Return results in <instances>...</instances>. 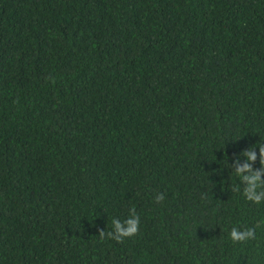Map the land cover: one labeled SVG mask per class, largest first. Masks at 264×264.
<instances>
[{"label": "trees", "instance_id": "16d2710c", "mask_svg": "<svg viewBox=\"0 0 264 264\" xmlns=\"http://www.w3.org/2000/svg\"><path fill=\"white\" fill-rule=\"evenodd\" d=\"M261 143L264 0H0V264H264Z\"/></svg>", "mask_w": 264, "mask_h": 264}, {"label": "clouds", "instance_id": "9594fccd", "mask_svg": "<svg viewBox=\"0 0 264 264\" xmlns=\"http://www.w3.org/2000/svg\"><path fill=\"white\" fill-rule=\"evenodd\" d=\"M254 148H259L260 152V164L261 169L264 170V143L259 144L257 147H250L248 150L242 151L241 155L247 157L249 162L256 160V154L253 151ZM247 173V175H245ZM235 174L246 182L247 187L243 191L244 197L254 203L261 204L264 202V191L258 192V189L264 188V180H261V172L253 171L251 163H245L242 167H237ZM238 191V189H237ZM164 200V194H158L155 197V202L160 203ZM112 231L101 229L99 230V236L101 239H111L118 243H122L126 238L136 236L140 230V216L133 207L130 210L129 217L124 221L114 218L112 220ZM229 237L234 244H241L246 241L254 240L256 238L255 228L249 227L243 230L233 227L230 230Z\"/></svg>", "mask_w": 264, "mask_h": 264}]
</instances>
